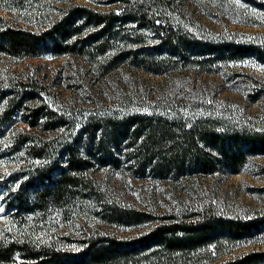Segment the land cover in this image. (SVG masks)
<instances>
[{"label":"trees","instance_id":"1","mask_svg":"<svg viewBox=\"0 0 264 264\" xmlns=\"http://www.w3.org/2000/svg\"><path fill=\"white\" fill-rule=\"evenodd\" d=\"M192 1L0 0V65L73 58L66 78L82 99L61 105L56 77L0 69V264H264V210L237 213L202 183L264 156V119L179 90L153 99L128 75L237 81L264 59Z\"/></svg>","mask_w":264,"mask_h":264},{"label":"rangeland","instance_id":"2","mask_svg":"<svg viewBox=\"0 0 264 264\" xmlns=\"http://www.w3.org/2000/svg\"><path fill=\"white\" fill-rule=\"evenodd\" d=\"M191 8L198 20L216 31L231 32L242 42L254 43L264 48V0H194ZM3 63L0 69L9 66L23 75L56 77L59 82L55 88L56 101L61 105L74 99L82 100L68 87L71 81L66 78L74 73L73 68L78 64L73 58L43 57L24 61L6 59ZM121 73L102 79L96 85L97 88H114L115 84L122 81ZM236 73L240 74L237 81L195 70L185 75L172 73L164 76L151 75L142 70L128 71V75L143 84L153 99L160 94L179 90L182 96L199 97L201 103L207 102L249 121L264 119V98L253 100L251 97L258 85L254 80L264 83V59H248ZM202 183L206 188L213 187L217 203L225 200L237 213L249 214L264 210V156L256 158L246 172L208 177ZM145 185L144 188H148V184ZM161 190L158 187L157 194ZM7 214L0 199V229Z\"/></svg>","mask_w":264,"mask_h":264}]
</instances>
